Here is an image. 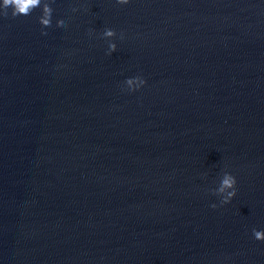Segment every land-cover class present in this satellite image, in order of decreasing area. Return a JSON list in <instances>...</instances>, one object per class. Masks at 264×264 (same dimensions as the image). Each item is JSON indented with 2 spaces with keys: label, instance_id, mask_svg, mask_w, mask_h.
<instances>
[{
  "label": "water",
  "instance_id": "water-1",
  "mask_svg": "<svg viewBox=\"0 0 264 264\" xmlns=\"http://www.w3.org/2000/svg\"><path fill=\"white\" fill-rule=\"evenodd\" d=\"M26 7L0 9V264H264V0Z\"/></svg>",
  "mask_w": 264,
  "mask_h": 264
},
{
  "label": "clouds",
  "instance_id": "clouds-1",
  "mask_svg": "<svg viewBox=\"0 0 264 264\" xmlns=\"http://www.w3.org/2000/svg\"><path fill=\"white\" fill-rule=\"evenodd\" d=\"M36 2L37 0H0V9H7L9 6H11L13 16H16L18 14H27L26 5L28 7H31L34 6ZM127 3H129V0H119L120 5H125ZM49 11L51 12V9H49ZM49 23L50 21H45L46 25H49ZM106 34H112V30H106ZM112 47L115 48V45H112ZM140 83L145 84L146 82L144 80H141ZM236 184L237 179L234 175H229L228 178L223 181L222 186L219 189V192L221 194V203H228L235 196ZM211 206L216 207V204L213 203ZM254 238L257 240H264V234L257 231L254 233Z\"/></svg>",
  "mask_w": 264,
  "mask_h": 264
}]
</instances>
